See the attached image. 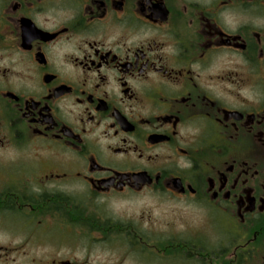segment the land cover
I'll return each instance as SVG.
<instances>
[{
  "label": "flooded vegetation",
  "instance_id": "flooded-vegetation-1",
  "mask_svg": "<svg viewBox=\"0 0 264 264\" xmlns=\"http://www.w3.org/2000/svg\"><path fill=\"white\" fill-rule=\"evenodd\" d=\"M0 264H264V0H0Z\"/></svg>",
  "mask_w": 264,
  "mask_h": 264
}]
</instances>
